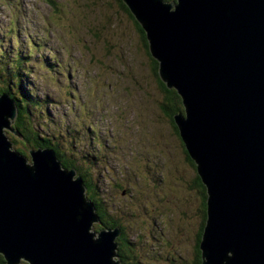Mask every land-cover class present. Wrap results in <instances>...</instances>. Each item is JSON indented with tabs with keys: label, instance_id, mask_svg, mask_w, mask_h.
<instances>
[{
	"label": "water",
	"instance_id": "95a60500",
	"mask_svg": "<svg viewBox=\"0 0 264 264\" xmlns=\"http://www.w3.org/2000/svg\"><path fill=\"white\" fill-rule=\"evenodd\" d=\"M124 2L161 80L182 98L174 121L207 190L202 264H264V0ZM16 115L1 93L5 263L119 264L111 250L120 229L91 231L100 220L73 168L40 147L29 157L9 150L4 132Z\"/></svg>",
	"mask_w": 264,
	"mask_h": 264
},
{
	"label": "rangeland",
	"instance_id": "374dc122",
	"mask_svg": "<svg viewBox=\"0 0 264 264\" xmlns=\"http://www.w3.org/2000/svg\"><path fill=\"white\" fill-rule=\"evenodd\" d=\"M125 7L124 0H0V53L20 50L18 70L42 100L33 126L75 157L105 153L87 171L97 174L106 209L142 264H181L199 219L195 196L189 202L185 193L194 169L165 108L171 88L153 72L143 29ZM48 58L55 61L42 65ZM5 131L29 157L31 142Z\"/></svg>",
	"mask_w": 264,
	"mask_h": 264
},
{
	"label": "trees",
	"instance_id": "16d2710c",
	"mask_svg": "<svg viewBox=\"0 0 264 264\" xmlns=\"http://www.w3.org/2000/svg\"><path fill=\"white\" fill-rule=\"evenodd\" d=\"M165 1H171V0H165ZM126 11L130 12L128 8H126ZM141 32H142V36H141L142 41L146 46L148 45L146 34L144 30H141ZM30 49L31 52L28 55L31 58L32 54L36 52V49L34 47L32 48L30 47ZM5 54L6 52L0 53V94L3 92L7 93L15 103V107L17 109V115H16V119L13 122L14 129L21 135V137H23L22 139L26 140L27 143L28 141L31 142L33 148L40 147L43 149H47V148L52 149L55 152L57 159L61 162L62 166L69 169L74 168L75 171H77V175H79L82 178L83 184L85 186L86 197L89 201L92 202L95 212L97 213L98 218L100 220V224H98V226L94 224V228L112 229L114 227H119L120 235L116 236L114 241L117 242L115 251L117 254L116 257H118L120 264H142V262L139 260L140 257H137L139 253L135 250V247L132 245V242H130L126 237L125 229H123V226L120 225V223L118 222L119 221L117 220L118 218H116L113 213L110 214L107 211L106 205L107 207L109 206V208H111L112 205L104 201L101 195V190L97 182L98 178L96 177L97 174H94V171H92V173H90V171H87L88 169H90L89 167L93 163L98 164L102 162L105 153L101 155L102 153H99L96 149L92 148V150L88 152V155L86 154L87 153L86 152L83 153L82 156L75 157L73 152L69 154V152L60 149V147L56 143L57 140L56 142H53L54 139L52 137L48 136V134H46L40 128L38 130L36 125L33 126L31 120L29 119L31 113L34 114V109L32 108L39 109L38 107L39 105L41 106L42 100L40 97H38L34 86L29 84L28 87L26 85L28 83L24 81L25 77L22 75L21 71L18 70L21 67V65L19 64L21 63L19 58L20 50L18 54H10L9 56L6 57V59H5ZM51 61H55V60L52 59L50 60V58H48L47 62L45 60L42 61V65H49ZM153 61H154L153 72L155 73V75H157L160 78L158 73V67H159L158 61L156 60ZM16 81L19 82L16 83ZM159 81H162L161 78L159 79ZM16 86L17 89L19 90L15 88ZM166 102L167 103H165V108L166 110H168V112H170V119H171L170 122L173 128L175 129L177 135L180 136L177 125L175 124L174 121V115L179 113L182 115L185 114L182 98L174 88H171L166 90ZM43 104L44 103H42V105ZM48 128L49 130H52L50 129L49 126ZM91 134H94V132ZM180 142L184 147V153L188 163L194 169L189 177V181L187 182L185 193L187 195L189 194L188 196L189 202L193 197L190 196V193H192L195 196L196 204L194 208L199 216L198 224L192 231L193 232L192 240H191L192 242L190 245L191 256L190 258H186L182 260L181 264H202L203 258L200 250V243L202 240V235L207 219V203H206L207 190H206V186L203 184L201 180V177L198 174L197 165L195 164L193 159L189 156L181 138H180ZM108 155L109 154H107V156ZM107 184L109 185L108 182ZM115 207H113L114 212L116 211ZM164 254H168V252ZM159 263L160 262H158V264ZM0 264H6L5 258L1 252H0ZM18 264H27V263L21 261Z\"/></svg>",
	"mask_w": 264,
	"mask_h": 264
},
{
	"label": "bare ground",
	"instance_id": "6f19581e",
	"mask_svg": "<svg viewBox=\"0 0 264 264\" xmlns=\"http://www.w3.org/2000/svg\"><path fill=\"white\" fill-rule=\"evenodd\" d=\"M151 55V54H150ZM151 57L154 59V60H156L152 55H151ZM157 61V60H156ZM3 94H6L7 95V93H3ZM9 96V95H8ZM9 98H10V96H9ZM11 99V98H10ZM14 102V101H13ZM14 106H15V103H14ZM15 109H16V107H15ZM17 110V109H16ZM6 113H4V115H5ZM16 117V116H15ZM4 118V117H3ZM15 119V118H14ZM14 121V120H13ZM13 121H11L10 122V127L13 129V131L14 132H16L17 134H14V132L12 131V129H6V130H9L10 132H12L14 135H17L18 137H20L21 135L14 129V127L11 125V123L13 122ZM4 135H5V137L7 138V140H8V142L10 143V146H9V150L10 151H12V152H19L18 150H15V149H13L12 148V143H11V141L8 139V137H7V134H6V131L4 132ZM47 150L48 151H52L54 154H55V152L52 150V149H49V148H47ZM19 153H21V152H19ZM22 154V153H21ZM23 155V154H22ZM24 157H27L26 155H23ZM56 156V155H55ZM57 158V157H56ZM73 170H74V172H75V169L73 168ZM75 177H80V176H78V175H76V172H75V176H74V178ZM81 178V177H80ZM81 180H82V178H81ZM83 196L87 199V197H86V193H85V189H84V191H83ZM96 213V212H95ZM97 214V213H96ZM98 216V215H97ZM119 234H120V232H119ZM92 236H93V238H95L94 236H95V234L93 235L92 234Z\"/></svg>",
	"mask_w": 264,
	"mask_h": 264
}]
</instances>
